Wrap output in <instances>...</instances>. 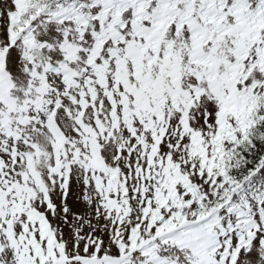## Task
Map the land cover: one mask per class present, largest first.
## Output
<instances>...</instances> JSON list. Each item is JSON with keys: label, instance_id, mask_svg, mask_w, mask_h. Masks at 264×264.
Returning <instances> with one entry per match:
<instances>
[{"label": "snow or ice", "instance_id": "obj_1", "mask_svg": "<svg viewBox=\"0 0 264 264\" xmlns=\"http://www.w3.org/2000/svg\"><path fill=\"white\" fill-rule=\"evenodd\" d=\"M0 264H264V0H0Z\"/></svg>", "mask_w": 264, "mask_h": 264}]
</instances>
